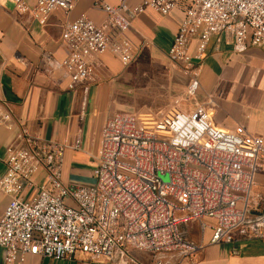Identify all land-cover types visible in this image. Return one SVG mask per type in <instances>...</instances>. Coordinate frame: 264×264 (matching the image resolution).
Segmentation results:
<instances>
[{"label":"built area","instance_id":"1","mask_svg":"<svg viewBox=\"0 0 264 264\" xmlns=\"http://www.w3.org/2000/svg\"><path fill=\"white\" fill-rule=\"evenodd\" d=\"M11 1L30 12L26 0ZM82 1L37 0L33 14L45 25L56 11L71 13ZM89 1L107 20L97 25L81 16L65 26L68 53L59 68L70 78V90L96 79L105 53L124 66L135 62L138 49L128 34L148 10L164 17L184 12L168 59L191 77L189 96L200 88L193 61H202L212 37L231 40L237 54L264 48V0H144L136 7L133 0ZM13 117L10 103L0 99V130L11 129ZM81 147L80 139L67 146L23 129L20 143L6 149L0 193L12 200L0 218V250L6 253L0 264L78 255L95 263L143 264L133 252L154 264H182L204 250L189 238L190 222L211 233L212 245L238 239L264 244V199L253 196L264 176V138L243 127H217L205 105L115 115L101 130L93 185L70 187L62 178L64 155ZM42 171L46 182L39 186L35 177ZM26 188L37 189L28 200L22 197Z\"/></svg>","mask_w":264,"mask_h":264},{"label":"crops","instance_id":"2","mask_svg":"<svg viewBox=\"0 0 264 264\" xmlns=\"http://www.w3.org/2000/svg\"><path fill=\"white\" fill-rule=\"evenodd\" d=\"M143 1L133 0L131 5L136 7ZM26 3L28 13L18 11L11 0L0 4V99L10 103L14 116L13 127L0 130V175L5 172L6 149L19 144L22 130L27 129L37 138L67 146L80 139L81 149L65 152L63 182L70 187L92 186L101 130L119 114L115 106L120 95L118 84L128 81L129 66L105 53L100 57L96 79L70 90V78L59 68L68 53L63 41L65 26L81 16L103 25L106 14L96 10L92 1L84 0L71 13L56 11L43 25L33 14L37 0ZM183 19L182 9L166 17L148 10L134 21L128 36L138 51L151 49L168 57ZM197 41L195 38L191 43V56L197 53ZM193 66L199 76V103L207 107L215 125L224 130L243 127L251 135L264 138V48L237 54L231 40L214 36L202 61L194 60ZM35 180L39 186L44 185L46 173L40 172ZM258 182L264 187L263 175ZM36 190L26 188L22 197L28 200ZM11 200V196L0 193V218ZM0 254L3 263L6 253L0 250ZM26 264L101 263L78 255L59 261L29 256Z\"/></svg>","mask_w":264,"mask_h":264},{"label":"rangeland","instance_id":"3","mask_svg":"<svg viewBox=\"0 0 264 264\" xmlns=\"http://www.w3.org/2000/svg\"><path fill=\"white\" fill-rule=\"evenodd\" d=\"M138 52V58L126 70L128 81L118 84L120 95L115 102L119 108L117 113L141 110L160 112L170 106L192 110L199 103L198 95H188L191 77L181 67L173 66L164 53L144 48H139ZM164 181L168 179L164 178ZM253 196L264 199V187H257ZM186 229L191 241L198 246L203 245L204 250L182 264H264V244L261 241L238 239L233 244L212 245L211 233L207 231L204 234L198 223L190 222ZM234 250L239 252V256L232 255ZM133 257L143 264H154L149 255L133 252ZM179 262L173 259L169 264Z\"/></svg>","mask_w":264,"mask_h":264}]
</instances>
